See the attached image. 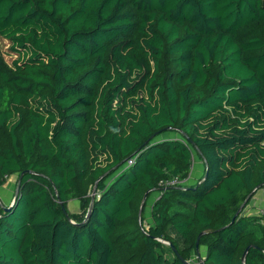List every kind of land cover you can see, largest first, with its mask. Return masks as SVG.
<instances>
[{"label":"trees","instance_id":"trees-1","mask_svg":"<svg viewBox=\"0 0 264 264\" xmlns=\"http://www.w3.org/2000/svg\"><path fill=\"white\" fill-rule=\"evenodd\" d=\"M14 174L0 264H264V0H0Z\"/></svg>","mask_w":264,"mask_h":264},{"label":"rangeland","instance_id":"rangeland-1","mask_svg":"<svg viewBox=\"0 0 264 264\" xmlns=\"http://www.w3.org/2000/svg\"><path fill=\"white\" fill-rule=\"evenodd\" d=\"M157 138H178L180 140L184 139V137L180 133L176 131H171V130L159 135ZM203 171H204V162L202 161V159H200V156L196 152L193 151V164H192V168H191L190 174L186 182L187 183L195 182L196 180L199 179ZM1 190H3V187H0V191ZM92 194L94 195V193ZM8 195L9 197L3 198V201L4 202L6 201L7 205L9 206L14 199V194L12 195L11 193H9ZM157 197H158V193L153 192L146 201V206H145L146 224H149L152 222V219L150 216V210H151L153 202L155 201ZM68 208L71 212L80 211L79 201L77 199H71L68 203ZM246 211L250 213L264 215V187L261 188L255 194V196L251 199V202L246 207ZM164 245H165V251H166L167 258L172 259L174 257L173 250L171 249L170 245L167 242H165ZM199 251H200L199 256H202L203 258L206 255V248L201 246Z\"/></svg>","mask_w":264,"mask_h":264},{"label":"crops","instance_id":"crops-1","mask_svg":"<svg viewBox=\"0 0 264 264\" xmlns=\"http://www.w3.org/2000/svg\"><path fill=\"white\" fill-rule=\"evenodd\" d=\"M16 181H17L16 175H11L8 178V180L5 182V184L0 186V187H3V190L0 191V203L1 204L7 205L6 201L5 202L3 201V198H8L9 197V195H8L9 193H11L12 195L14 194L15 187H16ZM12 195H11V197H12ZM150 212H151V210H150Z\"/></svg>","mask_w":264,"mask_h":264},{"label":"water","instance_id":"water-1","mask_svg":"<svg viewBox=\"0 0 264 264\" xmlns=\"http://www.w3.org/2000/svg\"><path fill=\"white\" fill-rule=\"evenodd\" d=\"M21 176H22V174H20L19 176H18V174H16V177H17V184H16V188H15V192H14V197L16 196V194L19 192V188H20V178H21ZM257 189V187L254 189V191ZM147 195H148V192L144 195V198H143V200H142V203H141V206H140V210H139V215L141 216L142 215V211H143V207H144V205H145V202H146V198H147ZM251 196V194L248 196V198ZM248 198L246 199V201L248 200ZM8 205H4V208L5 209H8ZM242 208V207H241ZM238 215V213L237 214H235V216H234V218L233 219H235V217ZM172 246V248H173V250H176L175 249V247L173 246V245H171ZM248 250H249V246L246 248V250H245V252H244V255H243V259H245V256H246V254L248 253ZM182 262L184 263V264H191L190 263V261H188V260H185V259H182Z\"/></svg>","mask_w":264,"mask_h":264},{"label":"built area","instance_id":"built-area-1","mask_svg":"<svg viewBox=\"0 0 264 264\" xmlns=\"http://www.w3.org/2000/svg\"><path fill=\"white\" fill-rule=\"evenodd\" d=\"M168 183L170 184H177V183H180L176 178H171L167 181Z\"/></svg>","mask_w":264,"mask_h":264}]
</instances>
